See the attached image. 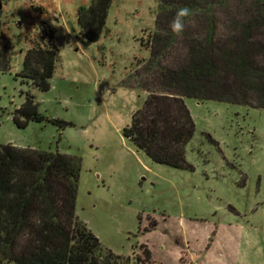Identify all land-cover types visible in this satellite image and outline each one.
I'll use <instances>...</instances> for the list:
<instances>
[{
    "label": "rangeland",
    "instance_id": "rangeland-1",
    "mask_svg": "<svg viewBox=\"0 0 264 264\" xmlns=\"http://www.w3.org/2000/svg\"><path fill=\"white\" fill-rule=\"evenodd\" d=\"M3 1L0 144L77 158L75 214L127 264H157L148 249L163 264H264V16L246 12L251 0H112L96 40L78 23L92 0ZM182 6L192 15L177 36ZM34 39L57 52L45 92L18 75ZM183 70L198 86L184 97L191 169L157 164L123 135L149 91L186 93L166 80ZM22 92L69 124L17 128Z\"/></svg>",
    "mask_w": 264,
    "mask_h": 264
},
{
    "label": "trees",
    "instance_id": "trees-1",
    "mask_svg": "<svg viewBox=\"0 0 264 264\" xmlns=\"http://www.w3.org/2000/svg\"><path fill=\"white\" fill-rule=\"evenodd\" d=\"M112 0H92L78 11L82 36L96 40ZM244 8L250 16H264L261 0ZM4 1L0 0L1 15ZM152 55L154 49L151 48ZM57 52L51 42L32 40L25 52L21 83L30 81L41 92L50 88ZM0 66L8 67L0 52ZM185 71L166 77L169 84L186 93L149 91L141 108L131 114L123 135L155 163L191 169L185 148L192 138L194 122L184 97L197 90ZM11 112L13 124L23 129L30 122L69 123L49 118L38 110L33 95ZM196 98V97H194ZM264 107V103L261 105ZM79 160L57 150L0 144V264H127L128 259L105 248L75 214ZM148 255V253H146Z\"/></svg>",
    "mask_w": 264,
    "mask_h": 264
},
{
    "label": "clouds",
    "instance_id": "clouds-1",
    "mask_svg": "<svg viewBox=\"0 0 264 264\" xmlns=\"http://www.w3.org/2000/svg\"><path fill=\"white\" fill-rule=\"evenodd\" d=\"M192 15V11L187 6L176 9L174 16L169 23V29L177 36H181L184 32L186 22Z\"/></svg>",
    "mask_w": 264,
    "mask_h": 264
},
{
    "label": "crops",
    "instance_id": "crops-1",
    "mask_svg": "<svg viewBox=\"0 0 264 264\" xmlns=\"http://www.w3.org/2000/svg\"><path fill=\"white\" fill-rule=\"evenodd\" d=\"M12 144H14V143H12ZM15 145V144H14ZM16 146H18V147H29V146H25V145H23V144H21V145H16ZM31 148H33V147H31ZM174 225V224H173ZM172 225V226H173ZM164 247H159V248H157V251L158 252H160V251H162V249H163ZM149 250V253H150V259H149V261H150V263L152 262V263H157V264H163L166 260H165V258L166 257H163V253L165 252V251H162V255L161 256H159L160 258L158 259V260H155V259H153L152 258V252H151V250L150 249H148Z\"/></svg>",
    "mask_w": 264,
    "mask_h": 264
}]
</instances>
